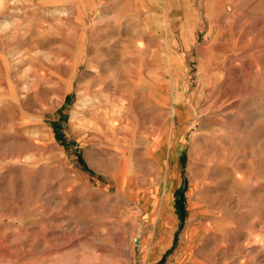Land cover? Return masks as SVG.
Wrapping results in <instances>:
<instances>
[{
    "label": "rangeland",
    "instance_id": "rangeland-1",
    "mask_svg": "<svg viewBox=\"0 0 264 264\" xmlns=\"http://www.w3.org/2000/svg\"><path fill=\"white\" fill-rule=\"evenodd\" d=\"M104 1L0 0V264H264V0Z\"/></svg>",
    "mask_w": 264,
    "mask_h": 264
},
{
    "label": "crops",
    "instance_id": "crops-1",
    "mask_svg": "<svg viewBox=\"0 0 264 264\" xmlns=\"http://www.w3.org/2000/svg\"><path fill=\"white\" fill-rule=\"evenodd\" d=\"M156 1H158V0H138V7L140 8V14L145 13L148 15H150V14L152 15V12H153L152 9L157 4ZM127 2H128V0H106V1H104V3L101 5V7L105 8L107 11L109 10L108 14H106L105 17L109 16V18L113 19V17H115V15H114L115 12H112V11H116V9H122V10H123V8L126 9L128 7ZM125 13L129 14L128 11H125ZM126 16L127 15H123L122 18L124 19ZM140 21H142V20H140ZM121 22H123V21H121ZM144 25H145L144 27H147V22ZM121 29H122V26H120V31H121ZM144 29H146L147 32L149 31V28H144ZM147 71L155 73V70L152 68H148ZM152 80L153 81H151V83L149 85L150 87L166 88V86H167L165 81L161 83L160 79H152ZM132 82H135V81H132ZM133 86L134 87L136 86L135 83L133 84ZM168 87H170V84L168 85ZM151 99H153V98H151ZM155 100L157 102H160L159 99H155ZM162 102L165 104H167V103L170 104L169 102H171V101H170L169 97H163ZM175 113L176 112L174 109V114ZM155 136H156L155 138H153L151 141H149L148 144H145L141 149V152H142L140 155V160L142 162L141 167H142V169H144V170H141L142 179H140L138 175L132 174V173H130V175H128V173L126 174L125 172H124V174H122V173H117V174L120 175L122 177V179L134 177L136 186L138 187V189H140L142 191H152V192L154 191L157 194L158 201H159L157 212L160 209V206L164 200V197L168 196V198H169V206H168L169 211L172 213L170 208L171 207L174 208V212L180 221V223H179L180 224L179 229H180L184 224V217L183 216L185 215V201H186V198H187V201H189L188 192L193 187V185H192L188 189V179L186 176V171L184 170V168H186V166L184 168L182 167V163H183V161H185L183 159H184L186 153H185V150L181 148L179 154L177 155V157L175 158V160L171 166H169V167L167 166V159H165L163 168H160L159 162H157L151 154V150L155 145L160 146V138L158 137V135H155ZM169 144L170 143H168V145H167V149H169V147H170ZM119 145L120 144H118V146ZM161 145H163V144H161ZM127 165H129V163L127 161L125 163L119 162L117 165V168L124 167L127 169V167H129ZM168 168L175 170V174L177 175V178H178L176 185H174L173 187H170L169 185L166 186V183H165V177H166V172H167ZM146 169H147V172H146ZM152 172L158 174V179L155 182L150 181L146 178V176L150 175ZM114 179L116 182V176ZM160 185H162V189H163L161 196L159 195L160 194ZM118 189H119L120 193H124L122 188H118ZM194 194H195V192L193 190V194H192L191 198H192V200L197 202V206H198V201L194 198ZM172 215L174 217V223H173V226L170 230L169 242L164 247H162L165 249L168 248L170 241L172 240L171 239L172 238V236H171L172 235V229H173L175 222H176V217L174 216L173 213H172ZM178 230L175 231L174 235H176V232H178Z\"/></svg>",
    "mask_w": 264,
    "mask_h": 264
},
{
    "label": "bare ground",
    "instance_id": "bare-ground-1",
    "mask_svg": "<svg viewBox=\"0 0 264 264\" xmlns=\"http://www.w3.org/2000/svg\"><path fill=\"white\" fill-rule=\"evenodd\" d=\"M3 29V28H2ZM179 112V111H178ZM181 119V118H180ZM174 160V159H173ZM172 176V175H171ZM177 176V175H176ZM176 183V182H175ZM174 185V184H173ZM133 186V185H132ZM131 186V187H132ZM130 194V193H129ZM166 219V218H165ZM167 223V222H166ZM167 227V226H166ZM168 230H169V228H168ZM167 232H169V231H167ZM155 233V232H154ZM158 238V237H157ZM168 238V237H167ZM165 240V239H164ZM181 252V251H180ZM183 252V251H182ZM186 257V256H185ZM177 258V257H176ZM184 259V258H183ZM178 262V261H177Z\"/></svg>",
    "mask_w": 264,
    "mask_h": 264
}]
</instances>
